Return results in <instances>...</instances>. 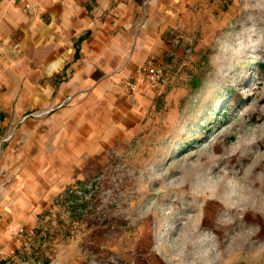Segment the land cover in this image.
<instances>
[{"label": "rangeland", "instance_id": "1", "mask_svg": "<svg viewBox=\"0 0 264 264\" xmlns=\"http://www.w3.org/2000/svg\"><path fill=\"white\" fill-rule=\"evenodd\" d=\"M161 4L154 24L160 47L150 59L162 77L153 85L136 78L124 84L126 92L136 85L145 95L136 131L76 166L65 160L50 168L0 166L2 210L17 208L8 244L0 243V264H264V219L258 213L208 211L204 203L213 201L207 199L194 202L198 211H180L189 202L161 188L175 160L174 170L196 160L199 149L211 153L216 142L223 146L233 116L264 85V17L255 14V0ZM142 17L138 26L144 27L145 9ZM20 55H11L15 71L21 70ZM5 90L2 85L0 91ZM47 112L19 119L6 112L0 157L2 145L25 119ZM20 145L15 144L14 155ZM154 170L164 180L149 183L152 195L141 192ZM170 200L176 201L170 205ZM219 223L226 227L218 233L213 228ZM189 227L197 233L185 245ZM240 229L256 234L263 246L259 253H239L231 238Z\"/></svg>", "mask_w": 264, "mask_h": 264}, {"label": "crops", "instance_id": "2", "mask_svg": "<svg viewBox=\"0 0 264 264\" xmlns=\"http://www.w3.org/2000/svg\"><path fill=\"white\" fill-rule=\"evenodd\" d=\"M25 5L29 14L22 11ZM160 7L161 0H0L3 112L12 110V119H19L48 110L19 125L2 145L0 166L50 168L64 160L76 166L136 131L145 95L136 85L126 92L124 84L159 50L154 24ZM143 9L146 23L141 27ZM14 51L22 53L21 70L12 68ZM2 205L0 243H7L17 208L3 211Z\"/></svg>", "mask_w": 264, "mask_h": 264}, {"label": "bare ground", "instance_id": "3", "mask_svg": "<svg viewBox=\"0 0 264 264\" xmlns=\"http://www.w3.org/2000/svg\"><path fill=\"white\" fill-rule=\"evenodd\" d=\"M255 1V14L262 18L264 0ZM231 120L223 146L219 147L216 142L211 153L199 149L196 160L174 170L178 164L175 160L167 173L170 177L167 184L162 182L165 176L157 170L148 172L149 180L141 192L151 193L147 189L149 183L162 182L161 188L181 194L176 200L189 202L180 211H198L194 202L207 199L213 201H205L208 211H253L264 219V85L256 88L248 107L241 108ZM201 139L204 137L199 142ZM200 145L195 146L200 148ZM176 200H170L169 204ZM225 227L219 223L213 229L219 233ZM238 232L231 241L239 248V253L253 250L259 253L263 249L255 241V233L243 229ZM196 233L197 229L189 227L183 244L188 245ZM216 240L221 242V234Z\"/></svg>", "mask_w": 264, "mask_h": 264}, {"label": "built area", "instance_id": "4", "mask_svg": "<svg viewBox=\"0 0 264 264\" xmlns=\"http://www.w3.org/2000/svg\"><path fill=\"white\" fill-rule=\"evenodd\" d=\"M47 1L55 3L60 0H47ZM23 10L24 11L30 10V6L25 5ZM161 77L162 74L158 67V64H156V62L153 59H148L144 64L141 65L136 79L141 85H153L157 83L161 79ZM128 84H129L128 86L131 87L134 84V82H130ZM20 232H23V230L21 229Z\"/></svg>", "mask_w": 264, "mask_h": 264}, {"label": "trees", "instance_id": "5", "mask_svg": "<svg viewBox=\"0 0 264 264\" xmlns=\"http://www.w3.org/2000/svg\"><path fill=\"white\" fill-rule=\"evenodd\" d=\"M194 84H196V83H194ZM5 116H6V114L3 111L0 110V137H1L2 133H3V129H2V126H1V122L5 119ZM65 193H67V192L65 191ZM65 197H64V195L61 196L62 201H63V202L61 201L62 204L65 202V200H64Z\"/></svg>", "mask_w": 264, "mask_h": 264}]
</instances>
